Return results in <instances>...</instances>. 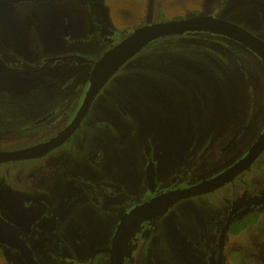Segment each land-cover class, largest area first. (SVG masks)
Masks as SVG:
<instances>
[{
  "label": "rangeland",
  "instance_id": "rangeland-1",
  "mask_svg": "<svg viewBox=\"0 0 264 264\" xmlns=\"http://www.w3.org/2000/svg\"><path fill=\"white\" fill-rule=\"evenodd\" d=\"M91 1L96 19L114 30L116 45L138 27L201 16L230 22L264 43V0H0V47L25 62L16 70H6L5 64L0 63V152L33 146L58 129L54 125L68 112L66 102L72 93H79L76 82L86 78L89 68L47 65L41 63L43 59L35 66L36 60L43 55L57 58L85 50L84 56L99 61L109 47L95 34L93 9L83 7ZM80 36H85V40L76 43ZM161 39L163 42L158 39L140 48L112 74L74 137L59 151L34 160L0 163V213L6 220L19 230L20 218H29L36 224L33 216L44 214L40 204L34 212L32 209L24 213L18 207L10 210L18 206L19 190L37 192V182L44 171L47 175L70 172L76 176L75 181L79 174L89 177L97 172L93 159L98 148L103 150L111 170L121 174L132 168L136 183L142 179L143 170V159L138 154L144 153L145 143L150 148L153 143L158 151L161 149L164 165L175 164L171 172L184 169V178L174 177L166 185L173 189L212 179L250 149L264 128L262 59L237 42L208 32L180 33ZM205 40L211 44L201 43ZM191 41L198 42L199 48ZM120 108L127 111L122 113V119ZM230 120L233 125L227 123ZM220 137L224 141L215 143ZM168 139L178 141L174 144ZM209 140L208 151L198 152L201 144L206 145ZM263 159L264 152L225 186L183 200L152 218L128 249L134 264H210L218 217L222 215L224 220L233 207L239 208L237 218L241 222L243 217L257 212L247 209L250 202L263 203L259 219L227 238L223 264H264ZM58 161L59 165L52 168ZM256 184L259 194H249L248 190ZM8 186L12 194L5 188ZM137 188L132 190L133 195L140 191ZM59 189L74 195L65 181ZM142 189L145 190L143 186ZM62 194L60 206L75 213V203ZM114 203L120 205L121 199ZM103 206L111 212L95 213L91 204L81 203V216L69 220L73 228L62 224L56 237H45L41 232L42 240L33 243L39 263L56 264L49 258L64 239L69 240L65 243L70 247L73 240L74 264H87L93 251L108 247L125 208ZM7 210L12 214L6 215ZM87 216L92 218L88 220ZM56 262L72 263L58 257ZM0 264L24 262L15 251L0 244ZM93 264H110L109 256L100 252Z\"/></svg>",
  "mask_w": 264,
  "mask_h": 264
},
{
  "label": "flooded vegetation",
  "instance_id": "flooded-vegetation-1",
  "mask_svg": "<svg viewBox=\"0 0 264 264\" xmlns=\"http://www.w3.org/2000/svg\"><path fill=\"white\" fill-rule=\"evenodd\" d=\"M80 1H81L80 3H82V0H80ZM83 7L84 8L86 7V9H89V10L93 9V14H95L94 18H95L96 23H97V27L95 29V34L97 35V37H99L101 39V41L103 42L102 44H109V47H107L106 51L102 55L104 57L110 49L117 46L116 44L113 43V39H114L113 36H114L115 32H114V30L107 27V25L105 23H103L101 20L96 19V17L98 15H96V12L94 11L93 1L89 2L88 4H85ZM105 28L107 30L112 31L113 33L112 34L108 33V31ZM212 34H214V33H212ZM217 35H219V34H217ZM220 36H223V35H220ZM223 37H225V36H223ZM225 38H227V37H225ZM82 39L85 40V36L84 37L80 36V38L77 37L76 43H78V42L82 43L83 42ZM229 39H231V40L237 42L238 44L242 45L247 50L249 49L250 51H252L250 48L246 47L244 44L237 41L236 39H232V38H229ZM74 40H75V38L73 40H70V41H74ZM162 40L163 39H161V41L160 40H158V41L163 42ZM178 40L182 41V38L178 39ZM205 41H202L201 43H207V41L206 42ZM76 43L74 42V44H76ZM192 43L195 46H197V48H199L197 45L198 42L194 41ZM207 44H211V43L208 42ZM199 46L201 48L204 47L200 43H199ZM252 52L255 55L259 56L254 51H252ZM71 55L83 57V58H85L86 61H84L82 63H78V62L65 63V62H62L60 60H56L55 62L51 63L48 59H53V58L56 59V57L44 58V55H43L41 57V59L38 58L39 60H36L37 62H35V66H39L40 65L39 62H41V60L43 59V61L41 63L47 64V65H54L55 66L57 63H62L64 65H72V66L84 65V66L89 67V68L87 69L88 71H86V73H85L86 78H80L79 79L80 82L82 80V83L76 82V85L78 86L79 93H76L77 91L75 93H72L71 97H69L68 101L66 102L67 108L65 110L68 112L62 116L61 120H59V123H58L59 125L58 124L54 125V127L56 126L58 129H56L50 135L48 133L46 138H44V141H41V142H39L33 146H36V145L42 144L46 141H49L51 138L55 137L58 133L63 131L72 122V120L74 119V117L76 116L77 112L79 111V109L82 105L83 99L85 97V93L89 87V80L94 73L95 64L103 58L101 56V59L99 61H95L93 59H90V58L84 56L85 50H83V52H81V53H72V54H68V55H64V56H71ZM64 56H61V57H64ZM57 58H60V57H57ZM222 59L227 61L226 58H222ZM262 61H263V59H262ZM0 63L5 64V67H3V68H5L6 70H8V69L9 70H11V69L16 70L17 67H21L23 64H25V62H23L22 58L17 57V55L14 53L12 54V52H10L9 50H4L2 47H0ZM21 70H22V68H21ZM21 70H19V71H21ZM84 81H85V83H84ZM248 85L250 86L249 83H248ZM79 87H81V88H79ZM117 87H118V90H120L119 86H117ZM102 90H101V92H102ZM99 94L97 95V97L99 96ZM252 96H253V94H252ZM97 97L94 99V101L97 99ZM251 100L253 101V98ZM94 101L92 102V104L94 103ZM222 106L220 108V111L223 110ZM89 110H88V112H89ZM119 111H120V115H121V119H122L123 118L122 113L125 115V113L127 111L125 109H121V108L119 109ZM88 112H87V114H88ZM87 114L85 115V117L87 116ZM129 116H130V118H132L131 115H129ZM150 117L152 118V115H150ZM83 120H82V122H83ZM82 122L80 123V125L76 129V131L62 145H60L57 148L50 150L46 155H43V156H40L37 158L46 157L48 155L50 156L56 150L59 151L62 147H64L74 137L75 133L80 128ZM227 123H229L230 125H233L232 120L228 121ZM263 129H262V131H261L262 133L259 135L258 139L263 134V132H264ZM234 130H235V127H234ZM234 130H233V133H234ZM234 137H236V136H234ZM258 139L255 141V143L258 141ZM168 140L170 143H174V144H175V141H178L175 139H168ZM214 141H215V143L219 144L220 142L224 141V139L220 137L219 140H214ZM163 142H164V139L163 140L161 139V144ZM209 143H210V140H209V142H205L206 145H204V143H202L201 144L202 146L199 147L201 149H199L198 152L205 154V151L206 150L208 151V147L210 146ZM255 143L250 147V149L240 159L244 158L249 153V151L253 148ZM148 144L149 143L144 144L145 145L143 148L144 153L138 154L143 159L142 160L143 170H142V179L140 178L136 183H134L132 180V172H131L132 168H130L129 170H124L121 174L118 172V170H115V171L111 170V167H110L111 165H108V163L105 162V155H104L103 150L98 148L94 153V159H93V167L95 168V170H97V172L89 174V177L84 178L83 175L79 174V176L81 178L78 176L79 180L75 181L76 176L70 172L65 173V175H61V174L47 175V172L44 171V173L42 175H40V178L37 182V185H38V191L37 192H34L33 190H31L29 188H26V191L24 189L22 192L19 190L20 197H17L18 198V204H17L18 206H15V209H10V210L15 211L16 208L18 207V209L24 213H27V211H30L32 209L34 212L37 203L40 204V206L44 207V214L41 216H37V215L33 216L36 220V224H33L29 218H25V217L20 218V221L18 224L20 227V230H19V228L14 223L6 220L5 217H3L1 213H0V215L3 217V219L5 221L14 225V227L17 229L20 237L24 241H26V243L28 244V246L30 247V249L32 250V252L34 254L35 259L39 263V259H37V257H36L35 250H34L33 246H34V244H36V242H37L36 240L41 238L40 237L41 232L42 233L44 232V235H46L45 237H56V235L58 233V229H60V226L62 224L68 223L70 225L69 228H73V224L70 221L73 220L74 218L78 217V215H80L79 214V212H80L79 207H80L81 203L91 204L95 213L100 212V210L106 211L108 213L111 212V211L105 210L103 204H108L110 208H112V206L124 207L125 209L123 211V214L121 215V219H120V221H118V223H117L118 225H116L115 229L113 230V234H112V238H111L109 246L104 247L101 250L96 249L95 250L96 252L93 251L91 253V255H89L88 263H87V264H93L98 253L105 252L109 256V261L111 264V258H110L109 250L113 246V240L117 234V230H118V227H119L121 221L124 218H126V220H127L126 225L124 227V231H125L126 228L129 227V223H130L129 220H130V216H131L130 213L136 206L143 204L144 202H146V201H148V200H150V199H152V198H154V197H156L162 193H165V192H168L171 190H177V189L170 188V186L166 187V185H170V183H172L174 181V179H173L174 177H179L181 179V178H184V176H185V174L181 173L182 170H184V169L171 172L175 164H173L172 166H170L169 164L164 165L163 160L161 158V149H160V151H158L159 150V149L157 150L158 146H156V145L154 146L153 143H150L151 144V148H150V145L148 146ZM33 146H29L27 148H30ZM95 148H97V147H95ZM24 149H26V148H24ZM2 152H12V151H2ZM262 153L256 158V160L262 155ZM34 159H36V158L14 160V161H7V162H0V163L21 162V161H28V160H34ZM239 160H237V162ZM263 162H264V159H263ZM58 165H59V161H58V163H56V165H53L52 168H54L55 166H58ZM152 167H154V171H155L154 180L152 181L154 183V188H155L154 190L150 189L151 187L149 185V181L147 178V171H148V169L151 170ZM225 171H226V169H225ZM223 172H221V173H223ZM239 175H237L234 179H236ZM120 177H121V180L119 181ZM42 180H44V184H42ZM64 181L66 182L68 190L70 192L74 193L73 196L71 194H68V193L65 194V192L63 190L59 189V187L63 185ZM88 181H90V183H87ZM50 183H51V185L48 186V184H50ZM200 183H202V182H200ZM197 184H199V183H197ZM197 184H195V185H197ZM135 186H138L139 188H137ZM141 186H143L145 190H143V189L141 190ZM257 187L258 186L256 184L254 189L248 190V193L253 194V195H258L259 190L256 189ZM5 188L10 191L9 186L5 187ZM134 188H137V192L139 190L140 191L137 194L133 195L132 190ZM130 192L132 194H130ZM62 193H64L67 196L69 202L75 203V208H77L75 210V213H72L71 211L66 212L64 210V207L60 206L61 198L63 195ZM10 194H12L11 191H10ZM198 196H200V195H198ZM194 197H197V196H194ZM117 198L121 199L120 205H117L116 203H114V201ZM190 198H193V197H190ZM186 199H189V198H186ZM186 199H183V200H186ZM183 200H181V201H183ZM181 201H179V202H181ZM179 202H177V203H179ZM177 203H175V204H177ZM262 204L263 203L255 204V203L250 202V204L247 206V209H254V210L257 209V212L254 211L253 213L248 214V215L250 216L253 214H258L259 207ZM59 208H61L62 210ZM75 208H73V209H75ZM82 209H83V206H82ZM10 210H7L8 213L6 215L12 214L10 212ZM160 213H157V214H160ZM35 214H36V212H35ZM157 214L154 215L153 217L147 219L135 232L132 233V236L130 237L129 241L127 242L125 249H124V252H123V263L122 264H131V262H132V264L135 263V259L131 260V258H132L131 256L133 255V254H130V252H129L131 249L130 250H128V249L132 245L134 239L137 237L138 232L152 218H155L157 216ZM239 215H240V209L233 207L230 210L229 215L226 216L224 220H223L222 215H221V217H218L217 228L215 230L216 233L213 232V237H212V242L214 243V245H213L214 250L212 252L213 253L212 257H210L208 259V263H210V264H217L218 263L219 257L221 255V241H220L221 237L220 236H221L222 232L225 230V237H224L225 244H224V248L222 250V264H223V256H224L225 249H226L227 238L228 237L230 238V235L236 236L237 234L241 233V232H235L234 231L235 224L240 221V218L239 219L237 218ZM247 217L248 216H245V217H243V219L247 218ZM91 218H92L91 216H87L88 220H90ZM130 225H131V223H130ZM74 230H77V229L74 228ZM75 239H77V238H75ZM40 240H42V239H40ZM65 241H69V240L68 239L61 240V243L58 245V248L55 249L56 251L50 255L51 258L48 257L50 260L54 261L56 264H59L56 262L57 257H58V259H60L62 261L68 260L69 262H72L71 264L76 263L74 255L72 253V250L74 249L73 248L74 246L72 244L73 240L70 241L71 247L69 245H67L65 243ZM188 242H189V240H188ZM135 245L136 244H134V246ZM136 249L137 248H134V251H135V255L137 256L138 251H136ZM11 250L15 251L19 256H21V254L19 253V251L17 249L11 248ZM134 251H132L131 253H134ZM21 259L23 260L22 256H21ZM23 262H24V260H23ZM200 264H204V263H200Z\"/></svg>",
  "mask_w": 264,
  "mask_h": 264
},
{
  "label": "water",
  "instance_id": "water-1",
  "mask_svg": "<svg viewBox=\"0 0 264 264\" xmlns=\"http://www.w3.org/2000/svg\"><path fill=\"white\" fill-rule=\"evenodd\" d=\"M107 31L108 33H113L110 30ZM187 32H209L223 35L227 38L236 39L257 53L264 61V43L260 39L239 26L230 22L221 21L211 16L156 22L147 24L143 27H138L127 39L110 49L106 55L95 64L94 73L89 80V87L85 93L82 105L72 122L63 131L58 133L49 141L30 148L12 152H0V162L37 158L46 155L50 150L62 145L79 127L80 123L90 109L92 102L101 92L104 85L109 81L112 74L136 51L149 43L166 36ZM48 60L51 63L56 60H60L65 63H82L86 61L85 58L76 55ZM263 151L264 132L244 158L240 159L237 163L218 176L188 188L171 190L162 193L144 202L143 204L136 206L130 213L131 216L129 221L131 225L129 223V227L124 231V227L127 222L126 218H124L118 227L117 234L113 240V246L109 250L111 264L123 263V252L127 242L132 236V233L135 232L147 219L183 199L210 193L221 188L250 167V165ZM154 175V167H152L151 170L148 169L147 178L151 190L155 189L154 183L152 182L154 180ZM0 229V244L9 248L17 249L24 260V264H39L35 259L32 250L26 241L20 237L14 225L5 221L1 215ZM220 237L221 255L217 264H222V250L225 244V230L222 232Z\"/></svg>",
  "mask_w": 264,
  "mask_h": 264
},
{
  "label": "trees",
  "instance_id": "trees-1",
  "mask_svg": "<svg viewBox=\"0 0 264 264\" xmlns=\"http://www.w3.org/2000/svg\"><path fill=\"white\" fill-rule=\"evenodd\" d=\"M165 41L171 42L169 40H165ZM258 219H259V214H253V215L248 216V218L246 219H241L242 220L241 222L239 221L238 223L235 224L234 231L242 232L246 230L251 224L256 223Z\"/></svg>",
  "mask_w": 264,
  "mask_h": 264
}]
</instances>
